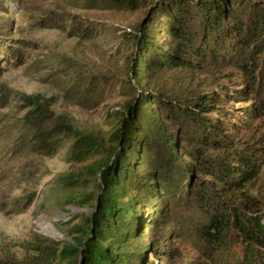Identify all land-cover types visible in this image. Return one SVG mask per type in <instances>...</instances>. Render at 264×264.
Returning <instances> with one entry per match:
<instances>
[{
  "label": "rangeland",
  "instance_id": "374dc122",
  "mask_svg": "<svg viewBox=\"0 0 264 264\" xmlns=\"http://www.w3.org/2000/svg\"><path fill=\"white\" fill-rule=\"evenodd\" d=\"M260 1L264 2L247 0L252 4ZM114 2L0 0V260L23 261L35 235L81 250L77 240L84 244L94 236L91 221L105 194L98 169L123 158L132 173L114 182L118 188L124 187L121 192L126 196L120 201L136 205L129 208L126 218L135 217L142 233L137 240L129 239L134 240L130 249L147 254L148 259H144L153 264H171L167 252L173 255V264H210L202 245L185 230L169 240L160 239L162 231L166 234L172 228L170 216L177 207L173 199L166 205L169 218L163 226L157 225V230L149 220L157 212L132 185L134 180L142 181L143 188L155 191L149 202L164 209L159 201L163 193L157 192L161 179L141 178L146 176L143 172L148 168V158L152 159L156 151L150 149L157 145L137 155L126 154L116 134L121 120L129 117V106L144 112L139 98L143 93L152 95L147 108L170 133L182 136L177 141L187 176L182 180L196 185L212 183L186 154L191 145L184 138L196 133L191 121L180 111L168 114L154 97L173 106L183 105L181 101L217 91L222 84L242 87L246 81L231 67H205L202 63L200 68L162 69L142 60L137 71L139 39L144 34L165 51L175 52V40L163 33L168 20L161 10L169 8L166 0H134V8ZM154 23L156 27L151 25ZM167 24L174 27L171 22ZM198 24L196 21L191 30L198 31ZM258 101L227 102L222 109L230 110V120L237 127L229 136L240 145L250 144V148L255 141L264 148V114L256 111L250 119L245 110L246 106L259 109ZM258 146L262 164L247 190L253 198L264 201V151ZM217 154L208 151L206 157ZM158 173L164 176L163 170ZM133 175L137 178L130 183ZM182 192V202H186L190 188L183 187ZM192 214L187 212L186 222ZM119 226L116 232L123 235L126 229ZM108 244L105 241L102 245ZM114 248V253L122 252L117 251V245ZM111 260L116 259L111 256ZM62 264H82V260L77 257Z\"/></svg>",
  "mask_w": 264,
  "mask_h": 264
},
{
  "label": "trees",
  "instance_id": "16d2710c",
  "mask_svg": "<svg viewBox=\"0 0 264 264\" xmlns=\"http://www.w3.org/2000/svg\"><path fill=\"white\" fill-rule=\"evenodd\" d=\"M190 1L166 0L169 9L167 11L162 7L161 10L167 23L171 22L174 26L166 23L163 33L175 40V52L165 51L144 34L139 39L140 55L136 57L139 68L136 70H141L142 60H150L155 67L162 69L200 68L202 63L205 67H231L244 77L246 83L242 87L239 84L232 87L222 84L217 91L181 101L183 105L178 103L173 106L167 100L154 97L168 114L174 115L180 111L191 121L196 133L193 137L184 138L191 145L186 154L197 170L212 178L213 182L196 185L182 180L187 177L183 173L186 169L182 159L178 156L177 141L182 136L170 133L147 108L152 95L143 93L139 98L141 107L145 106L144 112L141 108L129 106V117L121 120V128L116 136L121 139L120 144L126 149V154L137 155L140 150L157 145L155 149H150L156 151L152 159L148 158V168L143 172L146 176L141 178L150 181L153 180L151 176L161 179L157 192L163 193V199L159 201L164 204V209L149 202V198L153 197L150 194L155 191L149 192V189L143 188L140 180L133 182L132 178H137L135 175L129 177V182H133L132 185L143 193L146 205L157 212L154 218H149L155 229L160 230L157 225L163 226L169 218L166 205L171 199L173 206H177L170 216L172 228L166 234L162 231L160 239L169 240L185 230L202 245L203 255L210 264H264V201L253 198L247 190L258 176L262 164L258 155L262 154H258L257 141L250 148V144L240 145L234 137L229 136L236 132L237 127L230 120L233 115L230 110L222 111L227 102L250 104L259 100V109L246 106L245 110L250 119L254 118L256 111L264 114V2ZM114 4L135 7L134 0H116ZM196 21L199 22L198 31H193L191 27ZM151 25L157 26L155 23ZM178 53L199 58L201 62L184 59ZM211 113L215 116L210 117ZM258 147L264 151L262 146ZM208 151L219 154L215 157L207 155V158ZM98 170L104 182L105 194L100 197V208L91 221L94 236L84 244L83 240H77V244L83 247L81 250L35 235L23 261L0 260V264H62L77 257H81L82 264H153L146 260L147 254L136 253L137 248L130 249L134 240L129 239L136 237L134 239L137 240L142 234L139 221L132 215L126 218L129 208L136 205L120 201L126 196L121 192L124 187L118 188L114 182L132 173L131 166L121 158L110 165L104 164ZM158 170H163L164 176ZM183 187L190 188L186 202H182ZM189 211H192L193 218L186 222ZM117 224L126 229L123 235L116 232ZM124 238L127 240L123 241ZM105 241L110 244L103 247ZM114 245L119 247L118 252L122 251L120 254L114 253ZM111 256L116 259L114 262ZM166 258L172 260L173 264L171 253L167 252Z\"/></svg>",
  "mask_w": 264,
  "mask_h": 264
}]
</instances>
